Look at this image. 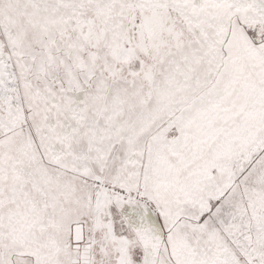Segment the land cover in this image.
I'll list each match as a JSON object with an SVG mask.
<instances>
[{
  "label": "snow or ice",
  "instance_id": "obj_1",
  "mask_svg": "<svg viewBox=\"0 0 264 264\" xmlns=\"http://www.w3.org/2000/svg\"><path fill=\"white\" fill-rule=\"evenodd\" d=\"M0 264H264V0H0Z\"/></svg>",
  "mask_w": 264,
  "mask_h": 264
}]
</instances>
